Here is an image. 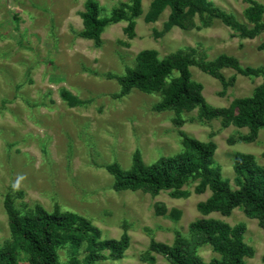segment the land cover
Returning a JSON list of instances; mask_svg holds the SVG:
<instances>
[{"label":"rangeland","instance_id":"1","mask_svg":"<svg viewBox=\"0 0 264 264\" xmlns=\"http://www.w3.org/2000/svg\"><path fill=\"white\" fill-rule=\"evenodd\" d=\"M86 1L0 0V246L13 240L4 206L11 194L23 214L36 206L51 213L59 206L63 212L90 219L101 229L102 239L119 240L127 232L131 242L124 258L98 264H171L156 253H151L154 263L142 256L152 240L172 245L178 232L191 240L190 225L203 218L233 227L245 223V242L254 249L245 262L264 264V229L259 221L249 218L242 207L229 217L218 212L204 216L198 206L212 192H197L200 180L192 179L184 186L187 197L176 198L170 191L154 197L141 190H115L114 176L107 169L119 164L131 170L136 151L147 165L175 156L184 150L181 132L217 144L214 166L234 189L238 188L236 154H251L264 167V128L255 142H248L244 139L248 128H225L220 119L202 118L198 109L184 111L180 127L174 111L156 110L163 100L161 92L134 89L122 95L117 79L137 66V56L144 50H155L159 59L194 51L198 59L212 61L226 54L243 67H264V32L254 39L243 38L206 13L196 16L191 30L175 27L164 32L171 10L147 22L153 0H144L133 37L124 21L109 25L98 45L80 36ZM96 1L102 17H110L129 0ZM209 1L252 27L245 16L250 7L247 0ZM255 1L264 5V0ZM191 72L215 108L253 96L264 81L232 68L222 70L226 84L197 66ZM158 204L166 206V215L157 211ZM174 210L180 212L179 219L170 216ZM197 253L205 262L221 257L208 244L199 246ZM59 255L68 262L71 247L59 249ZM85 255L83 248L79 258ZM19 261L31 264L22 249Z\"/></svg>","mask_w":264,"mask_h":264},{"label":"trees","instance_id":"2","mask_svg":"<svg viewBox=\"0 0 264 264\" xmlns=\"http://www.w3.org/2000/svg\"><path fill=\"white\" fill-rule=\"evenodd\" d=\"M143 1L122 2L110 17H102L99 3L87 0L82 14L84 29L80 36L100 45L101 36L109 25L125 21L128 22L126 31L133 37L136 19L143 13ZM247 1L250 7L245 16L252 27L241 23L236 16L209 0H153L145 20L155 22L169 8L171 13L164 32L175 27L188 31L195 28L196 16L206 13L220 19L241 37L254 39L264 32V5L255 0ZM192 66L199 67L223 83L224 68L235 69L245 76L264 78V67H243L237 58L226 54L212 61L198 59L194 51L174 53L159 59L155 50H144L137 56V66L128 68L125 75L117 77L122 87L121 94L127 95L134 89L146 93L161 92L163 100L156 110L174 111L178 126L184 124L181 116L184 111L198 109L202 118L220 119L225 128L231 125L248 128L249 133L244 139L255 142L264 128V81L253 96L236 99L227 108H215L205 99L203 86L193 81ZM181 135L184 150L175 156H164L147 165L141 152L136 151L131 170H124L119 164L108 165L107 169L115 179V190H141L154 197L163 191H170L174 197L184 198L189 195L183 190L184 186L192 179L200 180L197 192L203 193L207 189L212 192L210 198L198 206L204 216L218 212L229 217L236 208L242 207L245 214L257 219L264 229V167L251 154H236L234 172L238 188L234 189L229 181L222 178L221 169L214 166L217 144L200 141L185 132ZM4 206L13 240L0 246V264H20L19 249L29 254L31 264H98L104 260L124 258L130 247L131 238L127 232L119 240L102 239L101 229L90 219L74 212H63L59 206L51 213L42 206H36L33 211L23 214L17 209L11 194H7ZM157 211L167 214L163 204L157 205ZM170 216L179 219L180 212L174 210ZM190 232L193 236L191 240L178 232L172 245L152 240L149 251L142 259L154 263L156 258L151 253H156L171 264H246L245 258L254 255V249L245 242V223L233 227L219 219L203 218L190 225ZM205 244L221 257L205 262L197 253L198 247ZM67 245L71 247V257L64 262L60 259L59 249ZM83 248L86 255L80 259Z\"/></svg>","mask_w":264,"mask_h":264}]
</instances>
